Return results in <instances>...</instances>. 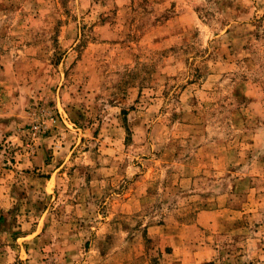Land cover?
Wrapping results in <instances>:
<instances>
[{"label": "rangeland", "instance_id": "1", "mask_svg": "<svg viewBox=\"0 0 264 264\" xmlns=\"http://www.w3.org/2000/svg\"><path fill=\"white\" fill-rule=\"evenodd\" d=\"M0 264H264V0H0Z\"/></svg>", "mask_w": 264, "mask_h": 264}]
</instances>
